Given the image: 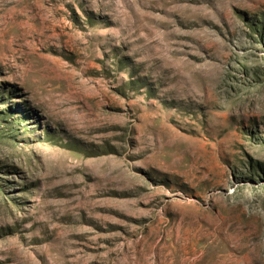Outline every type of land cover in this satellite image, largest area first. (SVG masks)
Returning <instances> with one entry per match:
<instances>
[{"label": "rangeland", "instance_id": "rangeland-1", "mask_svg": "<svg viewBox=\"0 0 264 264\" xmlns=\"http://www.w3.org/2000/svg\"><path fill=\"white\" fill-rule=\"evenodd\" d=\"M0 264H264V0H0Z\"/></svg>", "mask_w": 264, "mask_h": 264}]
</instances>
